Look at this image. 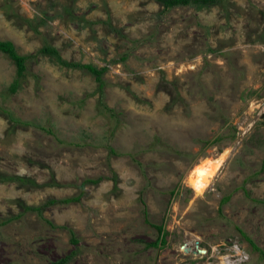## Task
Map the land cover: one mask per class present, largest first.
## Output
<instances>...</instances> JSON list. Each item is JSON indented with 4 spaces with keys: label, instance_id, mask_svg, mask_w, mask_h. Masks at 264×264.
<instances>
[{
    "label": "rangeland",
    "instance_id": "obj_1",
    "mask_svg": "<svg viewBox=\"0 0 264 264\" xmlns=\"http://www.w3.org/2000/svg\"><path fill=\"white\" fill-rule=\"evenodd\" d=\"M0 40L31 55L10 93L0 52V264H179L186 242L264 264V0H0Z\"/></svg>",
    "mask_w": 264,
    "mask_h": 264
},
{
    "label": "trees",
    "instance_id": "obj_2",
    "mask_svg": "<svg viewBox=\"0 0 264 264\" xmlns=\"http://www.w3.org/2000/svg\"><path fill=\"white\" fill-rule=\"evenodd\" d=\"M159 1L164 9H169L172 7H177V6H187V5H208V4H214L219 2L220 0H157ZM41 53L43 54H51L57 57V61L61 62V64L68 66V67H78V68H85L87 69L90 73H92L95 77V80L98 83V88L102 89L103 87V79H102V74L105 70V67H101V68H97L96 66L92 65V64H80L78 62H73V61H62V59L59 57V54L57 52V50L50 46V45H44L41 49H40ZM0 52L5 54L15 65V78L13 79V81L10 83L9 87H8V91L10 93H14L17 91V89L20 86L21 80L25 75V70H26V66H27V60L28 58H30L31 55H27V54H19L13 44L12 41L10 40H0ZM19 180L23 181L24 178H20L18 177ZM99 178L97 179H87L86 181H90V182H97ZM84 183H82L80 185L81 190L83 188ZM83 191H81V193H79L77 196H73V197H67L64 199H60V202H70V201H76L79 199L80 195L82 194ZM228 197H225L223 199V202L227 200ZM56 200H51L49 202H55ZM28 208V207H26ZM39 207H36V210ZM30 209V208H28ZM9 219H6L3 222H6ZM153 227H155L158 230L159 233V239H158V243H160L161 245H164L166 242V231H164L162 225H157V224H152ZM245 238L248 240V242L250 243V245L253 247V249L259 250V248L253 243V241L246 237ZM71 241L76 243V239L74 238V236H71ZM157 242H154V245H156ZM66 262V258L61 259L59 261H57L55 264H62Z\"/></svg>",
    "mask_w": 264,
    "mask_h": 264
},
{
    "label": "built area",
    "instance_id": "obj_3",
    "mask_svg": "<svg viewBox=\"0 0 264 264\" xmlns=\"http://www.w3.org/2000/svg\"><path fill=\"white\" fill-rule=\"evenodd\" d=\"M262 184H264V176ZM228 243L206 249L197 242H186L181 245L180 253L184 255L179 264H238L243 262L247 258V253L242 251L236 242Z\"/></svg>",
    "mask_w": 264,
    "mask_h": 264
},
{
    "label": "bare ground",
    "instance_id": "obj_4",
    "mask_svg": "<svg viewBox=\"0 0 264 264\" xmlns=\"http://www.w3.org/2000/svg\"><path fill=\"white\" fill-rule=\"evenodd\" d=\"M229 152L230 148L227 147L215 157L203 156L192 166L185 181L191 187L195 196L202 195L209 188Z\"/></svg>",
    "mask_w": 264,
    "mask_h": 264
}]
</instances>
